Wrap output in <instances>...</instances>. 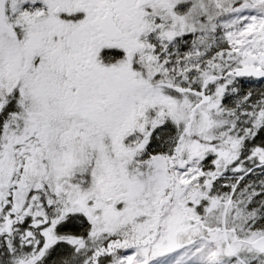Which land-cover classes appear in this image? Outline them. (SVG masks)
Segmentation results:
<instances>
[{
	"label": "snow or ice",
	"instance_id": "6c2138e0",
	"mask_svg": "<svg viewBox=\"0 0 264 264\" xmlns=\"http://www.w3.org/2000/svg\"><path fill=\"white\" fill-rule=\"evenodd\" d=\"M0 264H264V0H0Z\"/></svg>",
	"mask_w": 264,
	"mask_h": 264
}]
</instances>
